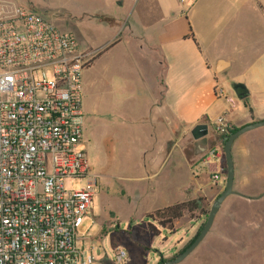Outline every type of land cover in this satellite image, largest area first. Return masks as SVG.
Segmentation results:
<instances>
[{"label":"rangeland","instance_id":"374dc122","mask_svg":"<svg viewBox=\"0 0 264 264\" xmlns=\"http://www.w3.org/2000/svg\"><path fill=\"white\" fill-rule=\"evenodd\" d=\"M4 1L26 6L62 32L72 33L82 48L95 52L94 65L83 76L85 140L81 148L87 152L91 169L97 174V186L91 208L77 230L82 246L92 252L95 264H115V248L128 252V264H144L145 261L157 264L161 259L175 257L198 233L225 181L215 185L211 175L207 179H197L198 174H208L207 166L199 161L195 164L198 156L194 139L189 130L180 126L178 149L163 166L157 179L173 187L174 194L175 187L178 188V197L173 204L195 201L196 209L184 212L174 223L173 231L147 216L153 209L165 206L163 198L159 197L161 191L150 200L145 194L153 190L152 184L137 181L130 186L132 183L127 176L144 173L126 171L128 166L121 161L120 155L123 141L115 134L118 127L126 125L129 119L134 120L133 124L130 123L134 133H146L151 129L149 119L136 122L138 115L142 114L141 96L137 93L141 88L138 82L140 70L152 77L155 69L147 60L129 57L132 45L127 44L125 38L117 43L111 41L114 37L111 28L99 25L91 16L97 0ZM101 3L108 5L105 0ZM224 86L235 95L230 83ZM131 104L136 107L133 111ZM107 119L111 124L108 130ZM214 127L209 125L206 138L208 141L215 138L220 143L222 175L225 177L222 134H217ZM239 143L233 145L234 190L259 196L264 193V136L252 139L244 154ZM130 144L131 149L137 144L140 148L146 146L141 139L130 141ZM83 182V179L67 180L65 184L75 188ZM150 224L158 230L157 233L149 232L147 227ZM179 264H264V194L255 200L229 196L221 205L207 235Z\"/></svg>","mask_w":264,"mask_h":264},{"label":"built area","instance_id":"2783aa9c","mask_svg":"<svg viewBox=\"0 0 264 264\" xmlns=\"http://www.w3.org/2000/svg\"><path fill=\"white\" fill-rule=\"evenodd\" d=\"M94 55L33 10L0 0V264H95L77 236L97 186L81 148L82 74ZM214 126L227 130L223 116ZM114 251L115 264H128V252Z\"/></svg>","mask_w":264,"mask_h":264},{"label":"crops","instance_id":"0c3cea01","mask_svg":"<svg viewBox=\"0 0 264 264\" xmlns=\"http://www.w3.org/2000/svg\"><path fill=\"white\" fill-rule=\"evenodd\" d=\"M101 1H96L91 16L111 28V41L125 38L132 45V60H147L155 69L152 77L140 70L137 93L142 98V114L136 122L149 119L151 129L134 133L130 125L134 120L129 119L115 135L123 141L120 155L128 166L126 171L144 173L127 176L130 186L137 181L152 184L147 199H155L161 191L162 207H166L176 201L178 188L174 194L173 187L157 178L178 149L180 126L186 131L198 123L214 126L216 118L223 116L228 129L264 119V0H105L107 6ZM93 65L94 60L84 69L82 85L85 72ZM228 83H243L246 97L240 100L229 93L224 88ZM220 88L223 96L216 93ZM130 108L136 107L131 104ZM107 126L110 129L109 119ZM263 136L264 127L257 128L238 137L233 145L240 141L244 154L252 139ZM139 139L146 146L137 144L131 149L130 141ZM220 148L214 138L195 153V164L201 162L208 170L197 179L216 172L222 175Z\"/></svg>","mask_w":264,"mask_h":264},{"label":"water","instance_id":"95a60500","mask_svg":"<svg viewBox=\"0 0 264 264\" xmlns=\"http://www.w3.org/2000/svg\"><path fill=\"white\" fill-rule=\"evenodd\" d=\"M232 90L238 99H243L247 95L246 86L243 83H234L232 85ZM264 127V119L254 121L251 123H247L238 127L233 132H231L225 142L223 143L222 152L224 156L225 162V183L223 190L216 196V198L212 201L210 209L208 211L206 220L194 237V239L175 257L167 260H160L157 264H179L182 262L189 254H191L194 249L200 244V242L204 239L207 235L209 230L211 229L216 214L218 213L221 205L223 202L231 195H237L242 198L248 200H255L260 198L264 193L259 196H249L244 193L238 192L234 190V178H235V171H234V162L232 156V145L234 141L240 137L241 135L252 131L257 128ZM207 133H208V126L206 123H198L192 127L190 130V134L194 139L195 145V153L198 154V149L202 146H205L207 143Z\"/></svg>","mask_w":264,"mask_h":264},{"label":"trees","instance_id":"16d2710c","mask_svg":"<svg viewBox=\"0 0 264 264\" xmlns=\"http://www.w3.org/2000/svg\"><path fill=\"white\" fill-rule=\"evenodd\" d=\"M235 129H237V127H229L226 130V132L221 135V143L222 144L225 142L228 135L231 132H233ZM194 202L195 201H183V202L175 203V204H172V205L160 208V209H156L152 213L148 214L147 216L151 217L154 221H156L162 227L167 228L170 231H173L174 230V223L183 216L184 212H192L196 209V207L194 206ZM147 228H148L150 233H157L158 232V230L154 226H152L151 224L148 225ZM161 260H165V259H161Z\"/></svg>","mask_w":264,"mask_h":264}]
</instances>
